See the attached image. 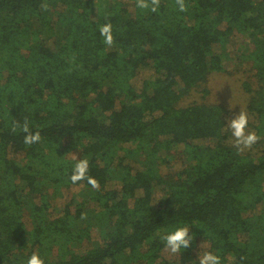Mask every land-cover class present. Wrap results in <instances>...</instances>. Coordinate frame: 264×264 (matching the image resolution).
I'll return each instance as SVG.
<instances>
[{
	"label": "trees",
	"instance_id": "obj_1",
	"mask_svg": "<svg viewBox=\"0 0 264 264\" xmlns=\"http://www.w3.org/2000/svg\"><path fill=\"white\" fill-rule=\"evenodd\" d=\"M185 3L181 12L161 0L152 12L136 0H0V264H27L33 253L45 264H172L161 237L181 226L195 239L180 264H199L201 240L221 264H264V0ZM106 23L111 47L100 35ZM237 33L252 47L254 79L244 85L261 137L243 152L229 110L207 101L204 86L232 71L214 45ZM196 90L202 98L189 100ZM25 119L39 143L12 131ZM69 140L99 181L91 201L107 222L103 242L81 250L93 225L77 220L91 202L72 198L55 213L42 193L48 184L91 187L71 183ZM124 149L148 150L149 164L135 169ZM171 155L182 165L167 175ZM115 167L122 178H112ZM37 193L41 202L29 198Z\"/></svg>",
	"mask_w": 264,
	"mask_h": 264
},
{
	"label": "rangeland",
	"instance_id": "obj_2",
	"mask_svg": "<svg viewBox=\"0 0 264 264\" xmlns=\"http://www.w3.org/2000/svg\"><path fill=\"white\" fill-rule=\"evenodd\" d=\"M53 4L49 5L51 10H54ZM37 18V17H36ZM35 18V19H36ZM38 21V19H37ZM61 33H65L64 29L60 30ZM63 40L61 34L59 33L57 37V45ZM214 49L216 52L223 55L224 59L228 61L229 66L231 67L232 71L230 72H213L210 75V80L206 85L204 84L205 90V99L212 103H217L220 105L225 106L228 110L230 104L232 105V110L228 111L229 116L234 117L235 115L239 114L241 109L243 108L244 111L247 112L249 116V131H256L254 127L250 124V121L253 120V116L251 115L248 104H249V96L250 93L247 91L245 87V81H252L254 79L252 70H253V63L250 59H248L247 54L250 53L252 47L249 45L247 38L242 34H234L232 35L229 40L226 42L216 43L214 45ZM143 76L148 75V72H143ZM202 93L198 90L195 91V95L189 100L193 98H202ZM205 143V142H204ZM131 146V145H130ZM66 150L68 151V156L79 160L85 157H82V150L78 143L74 140H69L66 144ZM133 149V146L130 148ZM149 151H125L121 150V154H123L129 163L134 165L135 169L144 168L149 164ZM164 154V153H163ZM182 165V160L175 156H169L167 162H164L162 168L164 170V174L172 175L176 173ZM112 178L119 179L122 178V168L115 167L112 171ZM82 186H73L69 189L56 190L54 185L48 184L44 185L42 188V193H45L48 198L51 200V211L55 213H59L65 204L70 201L72 198H76L78 200L87 199L90 201V208L82 218L77 220L78 226H84L87 224L93 225V232L92 238L85 240L84 243L81 244V248L79 250L92 247L97 243L103 242V236L100 234V230L107 226V222L104 218L99 217L97 214L96 203L91 201V195H93L97 189H93L92 187L83 188ZM164 194L163 191L159 192L158 196H162ZM31 200H36L37 202H41V195L40 194H32L29 196ZM24 212L25 216L31 220V213H30V206L28 203L24 205ZM204 243V247H202ZM205 252H208V243L204 240H201L198 245L197 250V257L203 255ZM21 258H25L23 254H20ZM162 257L164 260L171 261L172 264H180V256L179 253L172 254L170 251L165 248L162 252ZM166 264V263H162Z\"/></svg>",
	"mask_w": 264,
	"mask_h": 264
},
{
	"label": "clouds",
	"instance_id": "obj_3",
	"mask_svg": "<svg viewBox=\"0 0 264 264\" xmlns=\"http://www.w3.org/2000/svg\"><path fill=\"white\" fill-rule=\"evenodd\" d=\"M179 11H187V4L185 0H175ZM161 0H136V6L140 9H149L152 12H157L160 6ZM42 8L47 10L48 4L42 5ZM100 35L104 38V43L111 47L114 44V35L111 23H106L100 27ZM232 110L230 104L229 111ZM249 116L246 111L241 109L239 114L234 117L229 116L227 118V128L231 130L233 138V146L238 152H243L246 149H251L261 137L258 136L254 131L248 130ZM12 131L16 132L18 129L23 132L24 143L28 146L39 143L41 140L40 131L32 132L30 129L29 121L24 120L23 124L19 121H14L11 125ZM89 161L86 158L79 159L73 166L72 175L70 177L72 184H77L80 181L86 180L87 183L93 189H99V181L89 174ZM162 241L168 251L172 254H177L181 249H188L193 240L195 239L194 234H190V226L177 227L174 231L167 233L161 237ZM204 247V243L202 245ZM199 264H221V257L212 253L205 252L198 258ZM27 264H45L44 259L38 254L33 253L27 260Z\"/></svg>",
	"mask_w": 264,
	"mask_h": 264
}]
</instances>
